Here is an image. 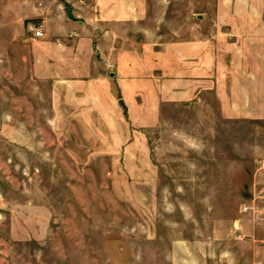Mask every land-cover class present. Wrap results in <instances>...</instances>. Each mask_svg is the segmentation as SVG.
I'll use <instances>...</instances> for the list:
<instances>
[{"label": "rangeland", "instance_id": "1", "mask_svg": "<svg viewBox=\"0 0 264 264\" xmlns=\"http://www.w3.org/2000/svg\"><path fill=\"white\" fill-rule=\"evenodd\" d=\"M142 4L0 0V264H264V0Z\"/></svg>", "mask_w": 264, "mask_h": 264}, {"label": "crops", "instance_id": "2", "mask_svg": "<svg viewBox=\"0 0 264 264\" xmlns=\"http://www.w3.org/2000/svg\"><path fill=\"white\" fill-rule=\"evenodd\" d=\"M56 1V0H54ZM63 1H69V0H63ZM71 1V0H70ZM73 1V0H72ZM95 6L96 14L99 15L100 19H105L106 21H113L114 23L119 22H127L131 21L134 15L139 14V8L143 6V0H92ZM77 22H80L79 20H76ZM44 29V28H43ZM45 35V30H44ZM210 39H206V47L211 46V44H208V41ZM46 42V41H45ZM50 43V42H48ZM61 44V43H60ZM59 44V45H60ZM46 47H52V49H56V44H45ZM213 64V58L211 59V62ZM208 65V58L206 57V78L208 76L209 67ZM191 69V75L192 73H196L197 71L190 67ZM249 213V212H248ZM240 215L245 214L244 212H239ZM239 215V216H240ZM250 215V223L251 226H249L251 229L249 232L243 231L242 226L243 220L242 218L236 217L234 218L232 222V232L234 233V238L237 240V242H244L246 241L251 248L248 252L247 258L245 259L246 264H260L259 259L256 256V246L255 242L259 239L258 237V230L257 221L254 220L255 215L252 214V212L249 213ZM243 221V222H242ZM238 236H241L242 238H239ZM249 241V242H248ZM239 253L235 251L234 249H226L224 253H222V261L224 264H239ZM197 263V262H196ZM184 264H193L192 262H185ZM197 264H207V262L200 261Z\"/></svg>", "mask_w": 264, "mask_h": 264}, {"label": "built area", "instance_id": "3", "mask_svg": "<svg viewBox=\"0 0 264 264\" xmlns=\"http://www.w3.org/2000/svg\"><path fill=\"white\" fill-rule=\"evenodd\" d=\"M28 30L35 38H41V37L44 36V30H43V27H42L41 24L34 25V26H29ZM260 165H261L260 167L264 169V161H262ZM255 199H258V200L264 202V190H261L258 193V195L256 197H254V200ZM249 207H251V206L243 204V205L240 206L239 212H246V210L250 209ZM251 208H252V214L256 213L255 212L256 211L255 203H254V205ZM260 210H261L262 213H264V204H263V206L261 207ZM238 237L242 238L241 236H238Z\"/></svg>", "mask_w": 264, "mask_h": 264}, {"label": "water", "instance_id": "4", "mask_svg": "<svg viewBox=\"0 0 264 264\" xmlns=\"http://www.w3.org/2000/svg\"><path fill=\"white\" fill-rule=\"evenodd\" d=\"M67 12L70 14V9L69 8H67Z\"/></svg>", "mask_w": 264, "mask_h": 264}]
</instances>
